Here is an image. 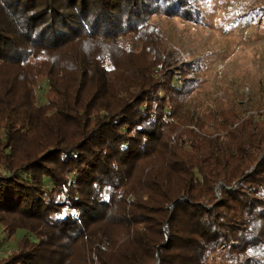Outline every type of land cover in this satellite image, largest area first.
I'll list each match as a JSON object with an SVG mask.
<instances>
[{"label":"trees","instance_id":"16d2710c","mask_svg":"<svg viewBox=\"0 0 264 264\" xmlns=\"http://www.w3.org/2000/svg\"><path fill=\"white\" fill-rule=\"evenodd\" d=\"M206 1L0 0V226L27 233L0 264H264V109L191 113L149 24Z\"/></svg>","mask_w":264,"mask_h":264},{"label":"rangeland","instance_id":"374dc122","mask_svg":"<svg viewBox=\"0 0 264 264\" xmlns=\"http://www.w3.org/2000/svg\"><path fill=\"white\" fill-rule=\"evenodd\" d=\"M149 24L167 47L185 60L182 73L189 86L193 85L187 106L191 113L221 110L228 103L235 104L244 116H257L263 111L264 0H208L190 22L155 16ZM121 44L113 62L116 66L147 59L144 51L140 52L144 43L141 46L137 32L124 35ZM174 82L183 84L178 78ZM48 91V83L41 81L36 90L38 106L47 103ZM21 177L30 179L28 174ZM45 185L52 190L49 180ZM25 235L20 231L9 239L0 226V257L14 251ZM229 249L213 246L206 261L223 264L224 252Z\"/></svg>","mask_w":264,"mask_h":264}]
</instances>
